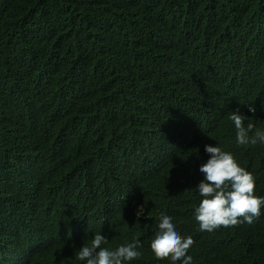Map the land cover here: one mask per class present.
I'll return each instance as SVG.
<instances>
[{"label": "trees", "instance_id": "trees-1", "mask_svg": "<svg viewBox=\"0 0 264 264\" xmlns=\"http://www.w3.org/2000/svg\"><path fill=\"white\" fill-rule=\"evenodd\" d=\"M236 109L264 131V0H0V264H82L96 233L172 264L150 247L161 213L192 264H264V205L213 232L194 214L205 145L264 196Z\"/></svg>", "mask_w": 264, "mask_h": 264}, {"label": "clouds", "instance_id": "clouds-1", "mask_svg": "<svg viewBox=\"0 0 264 264\" xmlns=\"http://www.w3.org/2000/svg\"><path fill=\"white\" fill-rule=\"evenodd\" d=\"M250 112L255 107L249 106ZM235 126L236 141L241 146L264 143V131L256 129L245 121L249 117L239 109L230 112L228 117ZM250 133H253L250 135ZM209 159L201 165L199 171L204 179L197 190L202 197L195 207V219L202 232H213L221 227L230 228L243 223L252 224L261 216L264 196L255 195L256 181L252 172L241 167L231 152L224 151L220 145H205ZM143 211L141 207L137 215ZM158 231L151 242V250L160 260L171 258L172 264H192L193 258L187 255L195 243L192 236H182L174 225L173 218L161 213ZM107 238L96 233L90 243H85L78 251L77 258L82 264H125L126 261L139 259L142 255L138 249L142 246L138 240L122 244L115 250L104 245Z\"/></svg>", "mask_w": 264, "mask_h": 264}]
</instances>
